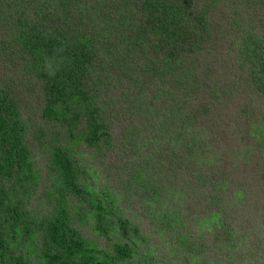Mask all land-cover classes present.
<instances>
[{
  "label": "trees",
  "instance_id": "16d2710c",
  "mask_svg": "<svg viewBox=\"0 0 264 264\" xmlns=\"http://www.w3.org/2000/svg\"><path fill=\"white\" fill-rule=\"evenodd\" d=\"M97 31L101 36L96 38ZM0 36L6 39L3 44L0 38L1 46H18L28 54L33 76L48 79L45 89L54 102L43 112L60 102L72 114L62 121L65 134L58 140L67 143L58 144L57 150L49 147L57 153L46 165L47 182L39 189L34 166L21 147L23 123L16 99H2L0 93V264H133L131 258L142 254L144 264H264L259 255H264V239L253 234L255 228L237 226L233 220L238 210L249 208L246 201L237 200L243 188L230 180L231 168L218 160L221 169L204 164L203 155L212 151L214 141L208 145L201 128L206 124L216 132L218 125L212 121L231 114L235 105L239 114L253 113L242 101L250 97V90L264 98V0H0ZM76 38L83 40H78V53L72 41ZM229 39L234 40L235 60L230 66L225 59L213 61L207 50H222ZM137 47L147 60L139 69L132 67ZM98 54L107 55L113 67ZM152 61L163 64L168 74L175 72L171 83L180 92L178 104L151 107L159 98H168L165 87L147 85ZM212 64L220 67L214 74ZM126 68L131 71L123 72ZM222 69L231 76L218 77ZM181 91L207 95L208 100L194 103L188 100L194 96L185 97ZM69 98L75 100L69 103ZM118 102H127V111L141 116L132 135L129 129L121 133L126 142L120 147L107 111ZM154 108L159 110L152 113ZM261 111L248 126L259 122L264 127V108ZM76 118L86 126L80 132L72 128ZM76 132L96 158L120 149L118 158L106 165L105 155L98 167L94 161L85 163L72 151ZM260 139L264 142L263 134ZM113 170L127 180L120 203L108 185ZM191 188L207 192L205 199L187 202L186 207L193 206L191 212L177 220L175 208L182 207ZM206 201L209 209L203 206ZM198 204L203 206L199 210L205 209L200 216L194 215ZM132 210L155 225L154 234L163 232L165 240L152 243L146 235L154 234L141 231ZM206 216L212 221L206 218L200 225ZM242 217L245 224L258 214ZM189 224L188 239L183 227L186 231ZM159 245L164 254H148Z\"/></svg>",
  "mask_w": 264,
  "mask_h": 264
},
{
  "label": "rangeland",
  "instance_id": "374dc122",
  "mask_svg": "<svg viewBox=\"0 0 264 264\" xmlns=\"http://www.w3.org/2000/svg\"><path fill=\"white\" fill-rule=\"evenodd\" d=\"M88 31V29H85ZM126 30V29H125ZM100 31H97L95 37H100L101 34ZM129 33V32H128ZM0 38L3 41V44H6V39L2 36ZM78 38L73 39L74 46H76V49L74 50V53H78L77 47H79L80 42L83 40H79ZM234 40L229 39L228 41H225L223 43V49L219 50L221 47L213 49L215 46L210 48L209 50L212 51V53L208 52L210 54V57L213 61L221 62L222 59H225L230 64L235 60L234 53L231 52V48L234 46L233 43ZM159 42L155 41L153 45H158ZM147 45V44H146ZM138 48V47H137ZM135 51V62L133 63V68H140L143 65H147V60L143 58V52L142 48L137 49ZM238 49V48H237ZM218 50V51H217ZM225 51H228L226 53H229L230 56L225 55ZM73 53V56H75ZM224 53V54H222ZM27 53L23 51V49L19 48L18 46H12V47H3L0 45V93L2 92V99H5L7 95L10 98H13L15 101V107L17 109V115L18 120L23 123V127L20 130V135L23 138V144L21 147L26 148L27 150V162L31 163V165L34 166L33 172L35 170L36 174V186L39 189H42L43 187V181H46L45 172L47 170L46 165H50L53 162L54 155L57 153V145L59 144H66V142L59 143L62 139H59V136H62L65 134V131L62 130L64 120H70V117H72V114L70 113V110H67L65 106L62 104L57 103L54 105V108L51 107L50 111L48 113H44V108L48 105L52 104L54 102L52 96V93H48L49 96H47V89H45L47 86L48 79H42L37 74L34 76L29 72V68L27 67L29 58L27 57ZM64 55V53H63ZM133 54H130L129 56V62L130 58H133ZM237 55V53L235 54ZM105 54H98V58L103 59V62L106 64L107 62L110 63V65L113 67L112 60H110L107 56V58H104ZM161 54H159V57ZM181 57V54H179ZM126 56L123 55V58L121 60H125ZM204 59V58H202ZM107 60V62H106ZM64 65L63 69H65L68 64L62 63ZM110 66V70H112V67ZM152 69L151 71V77L149 78L150 81L147 82V85H154L156 87H165L164 89L168 93V98H166L164 101L162 98H159L154 105L151 107H161L162 104L168 103V102H174L178 104L177 96L180 95V92L177 91V87H174L171 83L172 78L175 75V72L172 74H168L163 64H155V61H152L149 65ZM220 70V67L217 64H212L211 73L214 74ZM123 72L127 71L130 72L131 70L129 68L123 69ZM222 72H219L217 74L218 77H222V74L228 77L231 76V73L226 69H222ZM225 71H227L225 73ZM54 72V71H51ZM141 74V73H140ZM139 74V75H140ZM133 82H135V78L133 77ZM185 97L194 96V98H189L188 100H194V103L199 102L200 100L203 102L205 98V101L208 100L207 95L202 96H195L190 93H183ZM243 102H247L249 106H251L250 110L253 113H247L246 115H243L242 113H237L236 110L238 107H231L230 110H232L231 114L225 113L223 115H219L217 119H214L212 121V125L215 126V123L218 125V130L214 129L216 132H213L212 129H209L206 124H204V127L202 128L203 133L207 137L205 139V142L210 143L211 140H213L212 146H210V151L208 154L203 155L204 156V164L209 165V167L217 166L220 169L221 166L217 165L218 163L224 164L227 167L231 168V175L232 178L230 180H233V183L241 185L243 193L240 197H237V200L239 202L246 201L249 205V208L247 209H240L238 212L235 213L233 216V220L237 222V226L239 224L246 225L250 228H255L254 235L256 234L258 237V240L264 239V142H261L260 136L264 135V127L261 123H255L254 127L248 126V121L251 120V118L256 115L260 114L262 109L264 108V98L262 95H260L258 92L251 93L250 90V97L243 96L242 97ZM236 103L239 106V98L235 96ZM72 100H75L74 98ZM72 100L69 98L68 102L72 103ZM108 103H111L113 100H111V97L108 96L107 98ZM64 105H66V102H62ZM127 102H125L123 105L118 102L114 105H111L109 108H107L108 114L110 115L108 117V121L110 125L112 126V133L115 140V144L120 147L123 145L124 142H126L125 138L121 139V133L127 132V130H130V135H132V132L134 131L135 127H138L141 125V116L136 117V115L132 116L127 111ZM67 106V105H66ZM159 109L154 108L152 113L157 111ZM56 111L58 112V115H56ZM70 111V112H69ZM211 114H214V111H211ZM260 117V115H258ZM209 124V122H208ZM46 128V129H45ZM72 128L73 130H77V132H80L81 129H85L86 126L82 124V121L79 119H74L72 122ZM75 133L77 135V140H74V142H71V147L73 152H78L77 157L82 159L85 163L91 164L94 161L95 167H98L100 163V159H104L103 157L106 156V165L111 164L115 162V159L118 158V151L120 149H115V152L112 154L103 153L95 157V154L91 152L88 149L87 144L84 143V140L79 139L80 135ZM42 137V140L40 138ZM218 137V138H217ZM59 140V141H58ZM58 141V142H57ZM220 141V142H219ZM55 143V144H52ZM261 142V144H260ZM121 143V145L119 144ZM52 144V145H51ZM56 146L55 153L53 152ZM49 147L54 148L53 151L49 149ZM129 152L127 151L126 154ZM113 159V160H112ZM197 161H200V155L196 158ZM209 160L212 161V165L209 164ZM126 161L129 160L126 158ZM231 163V164H230ZM122 167H128L129 169L132 168V166L135 165H121ZM203 166V165H199ZM203 168H206V166H203ZM180 169V168H179ZM219 169V170H220ZM114 176L113 178H109L108 185L112 187V192L114 197L119 201H124L125 197L123 196V182L127 181L125 179V174H117L116 170L112 171ZM176 172V169H175ZM174 172L167 173V176H170V179H172V175ZM179 177L182 173H177ZM168 180L169 178L166 177ZM180 183H182L180 179ZM176 184V183H173ZM165 186V185H164ZM182 185H180L179 188H181ZM191 187V186H189ZM245 187V188H244ZM175 189V188H174ZM245 192V193H244ZM204 191H201L199 189H190L189 192L187 191V197L185 198L182 207L175 208V212L177 214L178 219L182 220V218H185L192 210L193 206L186 207V203L195 202L193 198L197 201L202 202V200L205 199ZM192 196V199L190 198ZM207 203L209 201H206V204L203 203V206L205 208H210L207 206ZM136 203L135 205H137ZM201 205H197L198 212H195L194 215L198 214V216L204 214V208L202 210H199ZM252 207L254 210H252ZM138 208V207H135ZM226 207L221 208V212L224 213L226 211ZM135 210V209H134ZM168 210V209H166ZM170 212H172V208L169 209ZM181 211V212H180ZM131 217H135L138 219V221L142 225V232L145 234H151L153 231H155V225L150 224L148 221L142 220L140 217L137 216V211H130ZM243 213L246 215H250L253 217V214H255V217L258 214V218L252 221H248L244 224L243 222ZM183 215V216H182ZM193 215V216H194ZM207 218L204 217L200 220V225L204 223V220ZM197 220L199 218L197 217ZM246 220V219H244ZM212 219L208 217L205 222L210 223ZM180 222V221H179ZM199 224V222H198ZM245 226V227H246ZM246 227V228H247ZM257 227V228H256ZM184 228V234H187V238L192 237V230L190 228L186 229ZM197 227H195L196 229ZM154 234V233H153ZM96 237V235H92ZM147 238H152V243L156 241V238L159 239L158 241L162 243L164 239V233L159 232L155 233L154 236L146 235ZM263 239H262V238ZM238 239H233V243L236 244ZM232 242V240H230ZM231 243V245L233 244ZM264 245L262 242L261 245ZM161 245H159V248H151L149 250V253H154L156 255L160 256V253L164 254V250L160 248ZM264 248V247H263ZM165 250H167V246L164 247ZM237 249V248H235ZM160 252V253H159ZM142 254V253H141ZM245 254V253H244ZM143 255V254H142ZM142 255H139V259L136 257L131 258V261L133 264H144L145 259ZM261 257L264 258V255L259 254ZM136 258V259H135Z\"/></svg>",
  "mask_w": 264,
  "mask_h": 264
}]
</instances>
